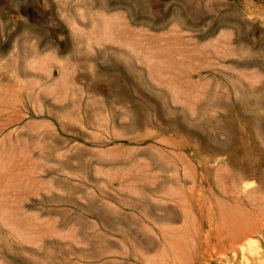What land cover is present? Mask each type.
Instances as JSON below:
<instances>
[{"label": "rangeland", "instance_id": "obj_1", "mask_svg": "<svg viewBox=\"0 0 264 264\" xmlns=\"http://www.w3.org/2000/svg\"><path fill=\"white\" fill-rule=\"evenodd\" d=\"M129 212L156 247L120 248ZM82 244L264 264V0H0V264Z\"/></svg>", "mask_w": 264, "mask_h": 264}, {"label": "crops", "instance_id": "obj_2", "mask_svg": "<svg viewBox=\"0 0 264 264\" xmlns=\"http://www.w3.org/2000/svg\"><path fill=\"white\" fill-rule=\"evenodd\" d=\"M169 36V35H167ZM151 40H159V37L157 34H150L149 35ZM166 40H171V37H167ZM170 46V44H166V47ZM167 51L168 49L165 48ZM134 163V172H132L133 177L136 178L139 182H142L144 180L145 183H150L151 184V179L153 177L152 172L150 171L149 173L147 172H142V168H149L151 169V163H143V162H133ZM145 164L146 166H143ZM149 165V166H147ZM149 179V181H148ZM123 217H119V219L116 217L115 222H110L111 225L114 226V228H111L110 230L112 232L116 231L118 232V225H121L125 229L124 231H128L130 233H135L137 236H135L133 239L128 240L125 243L120 244V248L122 249H142V248H150V247H156L155 244H147L144 243V241H141V234L142 233H149L151 230L150 225L146 224L147 221L144 220L146 218L151 219V215L149 216H142L140 214H136L135 212H129L128 214L122 215ZM155 216H157L155 214ZM72 247H78V244H71ZM85 248H90L95 251V257H96V262L94 264H108L107 261V256L109 253L110 249V244H82L80 245ZM3 258V257H1ZM0 258V263L1 262Z\"/></svg>", "mask_w": 264, "mask_h": 264}, {"label": "bare ground", "instance_id": "obj_3", "mask_svg": "<svg viewBox=\"0 0 264 264\" xmlns=\"http://www.w3.org/2000/svg\"><path fill=\"white\" fill-rule=\"evenodd\" d=\"M31 73V72H30ZM38 74V73H37ZM10 177V176H9ZM7 178V177H6Z\"/></svg>", "mask_w": 264, "mask_h": 264}]
</instances>
